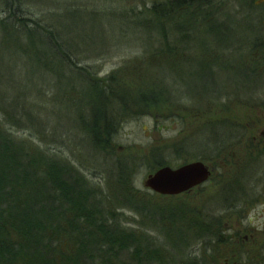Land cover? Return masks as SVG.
Instances as JSON below:
<instances>
[{"label":"rangeland","instance_id":"1","mask_svg":"<svg viewBox=\"0 0 264 264\" xmlns=\"http://www.w3.org/2000/svg\"><path fill=\"white\" fill-rule=\"evenodd\" d=\"M35 1L32 16L53 25L86 72L57 62L62 74L46 73L14 54L16 42L0 44V108L27 103L8 114L29 124L14 133L47 142L89 179L93 207L101 200L173 264H264V0H213L190 28L189 15L187 27L174 24L183 39L162 19L167 33L153 25L155 0ZM170 39L175 49L163 54ZM154 154L172 167L204 161L212 174L187 194L159 195L144 186Z\"/></svg>","mask_w":264,"mask_h":264},{"label":"trees","instance_id":"2","mask_svg":"<svg viewBox=\"0 0 264 264\" xmlns=\"http://www.w3.org/2000/svg\"><path fill=\"white\" fill-rule=\"evenodd\" d=\"M21 4V0H9L4 6L0 14V44L7 46L16 42L14 54L19 51L18 58L24 55L37 69L56 74V63L65 66L73 50L52 26L36 20ZM150 10L158 17L153 25L156 29L161 26V34L167 33L169 26L164 29L157 11L152 6ZM216 31L217 27L210 28V32L218 33ZM223 31L227 32L225 28ZM182 34L181 39L185 37V33ZM175 46L170 39L164 44L163 54L171 53ZM25 47L29 49L27 53ZM69 64L64 67L69 73L74 71L79 78L85 74L86 70L78 63L69 60ZM211 81L208 79L205 88ZM0 95L3 94L0 92ZM15 102L11 106L16 108H8L10 112L0 108V264L175 263L176 256L156 248L154 239L122 228L101 200L97 206L102 210L93 207L96 196L89 179L62 163L47 142L38 139L35 143L30 135L14 133L15 129L20 130L18 128L29 129V124L21 127L24 122H16L17 119L10 122L9 113L13 116L26 113L23 105L27 103ZM94 129L93 122L92 128L83 126L82 130L91 134ZM184 141L190 142L189 137L180 142ZM151 160L157 167L165 165L163 158L155 154ZM170 240L167 241L169 248L172 247ZM184 262L203 264L196 258Z\"/></svg>","mask_w":264,"mask_h":264},{"label":"bare ground","instance_id":"3","mask_svg":"<svg viewBox=\"0 0 264 264\" xmlns=\"http://www.w3.org/2000/svg\"><path fill=\"white\" fill-rule=\"evenodd\" d=\"M23 4L22 7H25L27 9V7L29 6V3H33L34 4L37 2L35 0H21ZM213 3V0H155L151 3V5L149 7H147V13H151L153 14V12L150 10L151 6L154 9V11L158 14V16L163 20V22L165 24H178L179 26H184L187 27L186 23L184 20H182V18H187V16L189 15L193 20L191 21L190 26L192 25L193 22H195V18H198V20H200V18H202L203 16L207 15L210 10L212 8H210V4ZM9 4V0H0V14L3 12V8L4 6H7ZM169 4H171L169 6ZM158 6V7H157ZM210 6V7H209ZM41 10H39V12H41L42 14L46 15L49 13L50 8H40ZM44 21H42V24L48 26H52L53 25L47 22V19L44 17L43 18ZM147 23V22H146ZM144 22L143 23H139V25H137L136 27H143ZM174 25L173 27H176L178 30H181L179 28V26ZM183 31V30H181ZM182 33H186V31L182 32ZM228 48V47H227ZM225 48V49H227ZM67 58V57H66ZM75 54L74 52L69 56V58L67 60H65L64 65H70L69 64V60L71 61H75Z\"/></svg>","mask_w":264,"mask_h":264},{"label":"water","instance_id":"4","mask_svg":"<svg viewBox=\"0 0 264 264\" xmlns=\"http://www.w3.org/2000/svg\"><path fill=\"white\" fill-rule=\"evenodd\" d=\"M210 171L200 161L186 163L177 168L163 166L144 181L145 187L161 195L182 193L206 181Z\"/></svg>","mask_w":264,"mask_h":264},{"label":"flooded vegetation","instance_id":"5","mask_svg":"<svg viewBox=\"0 0 264 264\" xmlns=\"http://www.w3.org/2000/svg\"><path fill=\"white\" fill-rule=\"evenodd\" d=\"M192 191V189H190V190H188V191H186V192H184V193H182V194H187V193H189V192H191ZM226 262H227V259L225 260ZM233 264H236V263H233Z\"/></svg>","mask_w":264,"mask_h":264}]
</instances>
